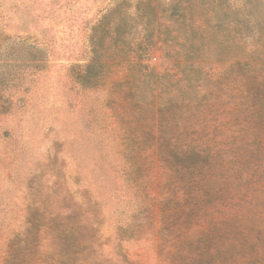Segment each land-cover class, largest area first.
Segmentation results:
<instances>
[{
	"label": "rangeland",
	"instance_id": "rangeland-1",
	"mask_svg": "<svg viewBox=\"0 0 264 264\" xmlns=\"http://www.w3.org/2000/svg\"><path fill=\"white\" fill-rule=\"evenodd\" d=\"M243 20L264 0H0V264H264V125L225 209L183 220L159 195L162 133L227 144L264 110Z\"/></svg>",
	"mask_w": 264,
	"mask_h": 264
},
{
	"label": "trees",
	"instance_id": "trees-1",
	"mask_svg": "<svg viewBox=\"0 0 264 264\" xmlns=\"http://www.w3.org/2000/svg\"><path fill=\"white\" fill-rule=\"evenodd\" d=\"M105 18L104 16L102 20ZM101 22L103 21H100L96 30L100 28ZM248 22L244 20L241 22L240 36L245 40L250 39L252 43L249 52L239 58L237 66L241 70L245 69L247 73L246 77L242 78L245 96L251 100L254 97L259 99L257 92L260 91L264 99V61L257 56L264 53V22L256 24L258 27L256 33L247 30L249 25H252ZM105 26L102 28L105 34L103 43L115 38L114 31L117 28H111L115 27V24L108 26L105 23ZM258 46L262 48L258 49ZM251 108L250 106L249 113L252 115L246 119L250 128L239 131L238 137L231 143L210 145L200 142L201 137L195 131H189V135L177 133L174 136L162 133V138L175 141L158 145L156 151L164 180V187L159 191L160 205L163 209H172L179 213L180 219L183 220H189L192 216L197 217L198 213L209 216L210 212L218 210V207L225 209L226 203L232 200L230 195L236 191V182L239 183L242 170L249 166L252 168V160L263 145L261 134L264 128L260 127L264 125V110L257 111ZM177 117L181 119V116ZM191 119L192 122L198 121L193 115L190 116ZM182 120H185L184 117ZM131 135L126 139L133 143L135 137ZM127 151L126 177L140 188L142 182L148 180L152 166L145 160V150L135 148L133 144ZM222 222H225V219Z\"/></svg>",
	"mask_w": 264,
	"mask_h": 264
}]
</instances>
